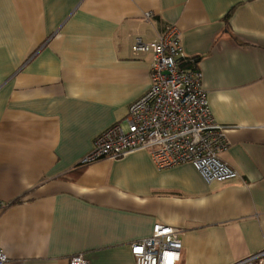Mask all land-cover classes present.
Returning a JSON list of instances; mask_svg holds the SVG:
<instances>
[{
  "label": "crops",
  "instance_id": "obj_1",
  "mask_svg": "<svg viewBox=\"0 0 264 264\" xmlns=\"http://www.w3.org/2000/svg\"><path fill=\"white\" fill-rule=\"evenodd\" d=\"M168 25L199 57L238 178L207 184L145 149L78 165L149 87L135 38ZM0 201L5 264H136L129 245L156 223L181 231L176 264L264 250V0H0Z\"/></svg>",
  "mask_w": 264,
  "mask_h": 264
},
{
  "label": "built area",
  "instance_id": "obj_2",
  "mask_svg": "<svg viewBox=\"0 0 264 264\" xmlns=\"http://www.w3.org/2000/svg\"><path fill=\"white\" fill-rule=\"evenodd\" d=\"M150 16L145 14L146 19ZM132 49L152 53L149 87L129 105L123 119L126 128L116 123L101 132L78 165L145 149L159 168L190 163L207 184L238 178V171L219 156L228 147L225 126L211 115L202 74L187 64L193 59L183 52L180 31L168 25L152 41L135 38ZM6 206L0 201V210ZM129 248L136 264H176L182 248L181 231L156 223L150 235L131 242ZM6 261L0 246V264ZM68 264L91 263L83 253H76ZM234 264H264V250Z\"/></svg>",
  "mask_w": 264,
  "mask_h": 264
},
{
  "label": "trees",
  "instance_id": "obj_3",
  "mask_svg": "<svg viewBox=\"0 0 264 264\" xmlns=\"http://www.w3.org/2000/svg\"><path fill=\"white\" fill-rule=\"evenodd\" d=\"M188 58H192L193 62L187 63L191 68L196 69V65L198 62L199 57H188Z\"/></svg>",
  "mask_w": 264,
  "mask_h": 264
}]
</instances>
